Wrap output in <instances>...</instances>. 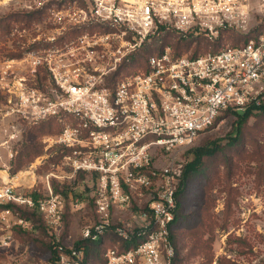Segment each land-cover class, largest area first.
Masks as SVG:
<instances>
[{
	"label": "built area",
	"instance_id": "1",
	"mask_svg": "<svg viewBox=\"0 0 264 264\" xmlns=\"http://www.w3.org/2000/svg\"><path fill=\"white\" fill-rule=\"evenodd\" d=\"M35 2L32 9L52 6L50 32L81 33L45 59L61 91L55 92L56 102L41 106L38 98H30L34 119L58 117L63 124L60 135L48 140L51 157L62 158L51 165L43 196L21 193L9 182L0 187V206L35 210L59 233L65 201L52 182L84 176L95 220L82 228V240L98 242L113 232L125 244L107 250L106 264H173L172 228L185 165L178 156L226 112L264 107V33L244 46L197 56H177L168 46L149 57L147 71H122L164 34L211 44L230 32L248 35L253 0ZM159 151L167 156L161 166L155 162ZM74 204L79 210L87 206L80 200ZM16 226L28 228L29 223L12 210L0 211L3 247L13 243ZM84 261V250L73 247L56 264Z\"/></svg>",
	"mask_w": 264,
	"mask_h": 264
},
{
	"label": "rangeland",
	"instance_id": "2",
	"mask_svg": "<svg viewBox=\"0 0 264 264\" xmlns=\"http://www.w3.org/2000/svg\"><path fill=\"white\" fill-rule=\"evenodd\" d=\"M35 1L38 0H0V22L11 24L9 33L0 31V187L4 180H9L8 177L15 178L12 184L17 191L21 193L40 191V195L43 196L46 176L52 170V164H48V160L53 150L49 149L48 140L56 139L60 135L63 124L58 117L34 119L31 116L33 109L30 98L33 96L35 99L38 98L41 106H45L48 101L56 102L55 92L58 91L60 94L61 91L53 80L45 59L56 55L54 52L57 49L70 44L81 33L62 36L50 32L53 23L49 16L53 8L47 4L45 7L41 6L39 10L32 9ZM253 7L249 34H263L264 7H260L259 0H253ZM46 8L48 10L43 17L35 18L36 20L26 25L25 21L29 19L30 13ZM54 37L57 40L52 41ZM230 42L228 41L229 44ZM263 118L253 117L249 121L252 134H258L259 126L264 127ZM236 120L235 115H223L213 129L201 135L193 146L181 151L178 158L185 164L188 163L193 159L189 152L210 141L218 140L226 145L230 141ZM46 123L51 125L47 127ZM35 128L37 130L33 136L31 130L34 132ZM258 135L260 143L264 144V132ZM33 139L43 147V153L25 163L22 170L12 177L17 158ZM245 146L248 151L250 146L246 144ZM240 152L243 153L240 150L238 154ZM158 154L155 162L161 166L165 164L167 156L160 151ZM235 155L237 152L230 151L218 154L214 158V168L206 176L199 177L188 191L190 201L184 212L188 219H184L175 227L182 264L264 262V175L258 181L255 175L256 165L242 162L239 166L237 158L235 159L237 165L228 170L224 161ZM60 163L61 159L53 164ZM6 171L9 175H4ZM84 179V176H80L71 183L66 181L65 184H59L60 188L63 186L68 188V197L61 194L65 201L61 231L56 233L51 230L43 216L33 210L35 215L32 222H28V228L19 226L13 228L14 241L11 246L3 247L0 243V264H51L52 253L47 246L49 243L67 249L75 247L81 240L82 228L95 220L90 197L86 195L84 184L81 183ZM208 181L213 183L212 188L209 187ZM32 185L35 188L32 189ZM204 194L212 200V220L219 226L213 239L210 234H205L199 242L198 236L194 238L192 231L198 229L197 200ZM76 200L83 201L87 206L79 210L74 204ZM230 204L231 210L228 212ZM202 241L206 242L208 250H202Z\"/></svg>",
	"mask_w": 264,
	"mask_h": 264
},
{
	"label": "trees",
	"instance_id": "3",
	"mask_svg": "<svg viewBox=\"0 0 264 264\" xmlns=\"http://www.w3.org/2000/svg\"><path fill=\"white\" fill-rule=\"evenodd\" d=\"M46 10H48V8L30 13V17H28L29 19L25 21L26 25H29L31 21L36 20L35 18L43 17L46 13ZM17 21H19V19ZM10 30H11L10 23L7 24L4 22L3 23L0 22V31L2 33L3 31L5 33L6 32L9 33ZM260 34L261 33H257L256 35L251 33L248 35L241 36L233 32H230L225 34V36H223L215 44H211L210 42L201 38L195 39L188 37L183 39L175 34H164L159 38L155 39L153 43L144 46L140 50V52L131 59L130 65L124 67L122 72L125 74H135V73H140L143 70L147 71V60L149 59V57L156 55L158 53H162L163 50L168 46H171V48L177 54V56H182L189 53L192 56H197L200 53H208V52L216 53L227 45L233 47L244 46L251 39L257 38ZM228 41L229 42L231 41L230 44L228 43ZM22 55L23 54H21L20 56ZM225 114L235 115L237 118L234 124L233 133L230 137V141L226 145H223L221 144V141L214 140V141H210L208 144H204L200 147L192 149L189 153L193 155V159L184 165L183 177L181 179L177 192L178 208H177L176 220L172 228V240L176 251L173 264H182V258L178 249V238H177V234H175L176 233L175 227L179 226L184 219L186 220L188 219L187 217L184 216V212L187 209L190 201L187 195L188 191L190 187L193 185V183L196 182L199 177L206 176L209 173V171L214 168V160H215L214 158H216L218 154H226V152L228 151L232 153L237 152V155L230 157L224 161V165L228 170H232V168L237 165L235 161V159L237 158V161L239 162V166H241L240 164H242V162L246 164L250 163L256 165L257 172L255 173V175L257 176L258 181H260L261 176L264 175V144H261L258 138L259 136L258 134L264 132V127L259 126L258 134H252L250 131V127L248 125L249 121L253 117H257L259 119L264 117V107L256 110L250 109L244 113H231L230 111H228ZM218 121L216 122V124L218 123ZM48 125H51V123L47 124V127ZM59 128H61V126ZM36 130H37L36 128L34 132L31 130V134L33 136H35L34 133ZM210 130H208L207 132H209ZM245 144L250 146V149L248 151H246ZM240 150L243 152L242 154L241 152L238 154ZM42 153H43V147L34 139L33 141H30V143H28L26 148L21 152L20 156L17 158L15 162V170L11 174L12 177L16 176L22 170L25 163L32 161L36 157L40 156ZM61 158L62 157L60 155H54L50 157V159L48 160V164L57 163ZM214 179L215 176H213V180ZM52 183L55 191L57 193L59 192L58 194L60 195L63 194L68 197L67 187L65 188L63 186L60 188L59 184L61 183H59L56 180H53ZM62 184H65V182ZM208 184H210L209 186L210 188L214 186L213 183L209 181ZM33 196L34 198L37 199L38 197H40V194H33ZM197 202L199 203V213H197L196 216L197 219L196 225H198V229L192 231L193 235H195L193 237L196 238L198 236L197 240H199L205 234H210L211 238L213 239L216 228L219 225L218 223L212 220L213 219V215L211 214L212 200L210 199V197H208L207 194H204L200 200H197ZM91 204H92L91 205L92 208L94 209L92 200H91ZM4 210H12L20 218H22L27 222H32L33 220L32 217L33 215H35V212H33V210H29L27 208L20 207L15 204L0 206V211H4ZM229 210H231V204L227 208L228 212H230ZM94 219H95V214H94ZM199 242L201 241L199 240ZM119 243L120 242L117 239V237L114 235V233L109 232L105 237H103L98 242L82 240L81 237V240L76 243L74 248L84 250L85 261L83 264H106L105 254L109 248H115L117 246L121 249L123 248V246H125V244H122L121 246ZM47 246L52 253L51 264H56L60 255L62 253H66L69 251V249L63 246L54 245L52 243H49ZM201 247L203 251L209 249L206 242L203 241L201 243ZM221 263L223 264V262ZM225 264H230V263L226 262ZM261 264H264V262H262Z\"/></svg>",
	"mask_w": 264,
	"mask_h": 264
},
{
	"label": "crops",
	"instance_id": "4",
	"mask_svg": "<svg viewBox=\"0 0 264 264\" xmlns=\"http://www.w3.org/2000/svg\"><path fill=\"white\" fill-rule=\"evenodd\" d=\"M4 175H9V174H8V171H6V172L4 173ZM8 178H9V180H8V181H5V180H4V181H3V184H5V183H9V182L12 183L13 179H15V178H12V179H11L10 177H8ZM32 188H34L33 185H32Z\"/></svg>",
	"mask_w": 264,
	"mask_h": 264
}]
</instances>
